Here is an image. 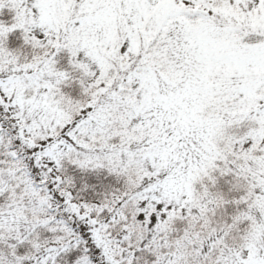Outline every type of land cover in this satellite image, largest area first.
<instances>
[{
  "label": "snow or ice",
  "instance_id": "obj_1",
  "mask_svg": "<svg viewBox=\"0 0 264 264\" xmlns=\"http://www.w3.org/2000/svg\"><path fill=\"white\" fill-rule=\"evenodd\" d=\"M0 264H264V0H0Z\"/></svg>",
  "mask_w": 264,
  "mask_h": 264
}]
</instances>
